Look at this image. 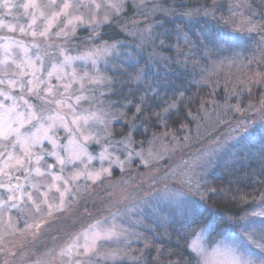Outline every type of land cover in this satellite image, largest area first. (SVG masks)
<instances>
[{
    "label": "rangeland",
    "instance_id": "1",
    "mask_svg": "<svg viewBox=\"0 0 264 264\" xmlns=\"http://www.w3.org/2000/svg\"><path fill=\"white\" fill-rule=\"evenodd\" d=\"M126 1L0 0V264H128L133 221L205 212L199 179L225 144L114 138L102 69L119 71L109 64L119 43L67 50ZM256 213L259 248L208 220L190 241L198 264H264V209Z\"/></svg>",
    "mask_w": 264,
    "mask_h": 264
},
{
    "label": "trees",
    "instance_id": "2",
    "mask_svg": "<svg viewBox=\"0 0 264 264\" xmlns=\"http://www.w3.org/2000/svg\"><path fill=\"white\" fill-rule=\"evenodd\" d=\"M247 18L256 30L241 26ZM94 27L65 44L73 53L119 43L121 57L109 60L119 71L102 69L114 138L130 135L142 147L152 138L189 139L194 151L225 144L199 179L204 214L183 221L163 215L145 227L133 221L128 264H198L190 241L208 220L259 248L251 234L264 209V0H127Z\"/></svg>",
    "mask_w": 264,
    "mask_h": 264
},
{
    "label": "snow or ice",
    "instance_id": "3",
    "mask_svg": "<svg viewBox=\"0 0 264 264\" xmlns=\"http://www.w3.org/2000/svg\"><path fill=\"white\" fill-rule=\"evenodd\" d=\"M7 5H5V7H6ZM71 5L70 4H68V3H65V5H64V7L65 8H68V7H70ZM111 8H113V9H115V10H119V5H117L116 3H113V4H111V5H109ZM97 7H99V5H97ZM206 15H207V13H205ZM77 19H80L79 17L77 18ZM105 19V21L108 19V17H105L104 18ZM101 22H103V21H101ZM72 23V21H69V24H71ZM241 26H247V30H249V31H254V30H256V28H257V25L254 23V22H252L251 21V18H247V19H244V20H242L241 21ZM33 35H35V33H33ZM40 35H45V33L44 32H41L40 33ZM214 40H216L218 43H226V42H228V37L225 35V36H220V35H215V36H213L212 37ZM110 47H112V48H114L115 47V45H111ZM106 50V49H105ZM55 74V72H50L49 73V76H52V75H54ZM49 91H51V89H49ZM59 103V102H58ZM139 111H141V108L139 107V106H137V112H139ZM106 171V170H105ZM36 172H37V174L38 175H42L43 173H40L39 172V169H37L36 170ZM99 178V174H97L95 177H93V179H98ZM20 189H19V186H17V188L16 189H9V191H13V192H15V191H19ZM23 196H27L28 197V199L29 200H32V197H31V195L30 194H28V193H21V197H23ZM20 197H16L15 195H13V196H11L9 199L10 200H13V201H15V200H17V199H19ZM8 203V201H5V204H7ZM33 203H34V201H33ZM17 205H16V203H12V205H11V207H16ZM196 209L195 208H193L192 209V212H193V215H195L196 214ZM261 215H264V213H262ZM86 251H89L90 249L89 248H86L85 249Z\"/></svg>",
    "mask_w": 264,
    "mask_h": 264
}]
</instances>
